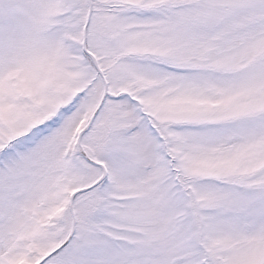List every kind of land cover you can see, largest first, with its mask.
<instances>
[{
    "label": "snow or ice",
    "instance_id": "6c2138e0",
    "mask_svg": "<svg viewBox=\"0 0 264 264\" xmlns=\"http://www.w3.org/2000/svg\"><path fill=\"white\" fill-rule=\"evenodd\" d=\"M0 264H264V0H0Z\"/></svg>",
    "mask_w": 264,
    "mask_h": 264
}]
</instances>
